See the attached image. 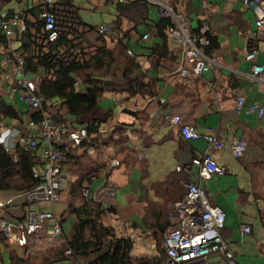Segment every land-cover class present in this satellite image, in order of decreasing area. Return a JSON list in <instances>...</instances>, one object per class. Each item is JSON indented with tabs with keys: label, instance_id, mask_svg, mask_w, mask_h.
<instances>
[{
	"label": "crops",
	"instance_id": "crops-1",
	"mask_svg": "<svg viewBox=\"0 0 264 264\" xmlns=\"http://www.w3.org/2000/svg\"><path fill=\"white\" fill-rule=\"evenodd\" d=\"M135 1L146 3V9L139 12L137 6L122 5ZM71 2L87 24L94 27L110 24L124 34L121 38L107 36L106 41H99V33L95 30L87 34L91 48L105 45L113 50V62L107 74L97 73L92 67L80 68L75 74L81 91L87 89L90 79L99 81L104 87L98 105L87 114L75 116L60 98L48 100L41 111L20 99L25 88L18 83L22 75L13 56L24 54L32 29L28 19L35 17L43 1L3 0V7L10 16L17 13L26 16L28 31L9 38L0 29V94L14 104L21 115L19 119L0 122V142L12 147L13 153L15 145H28L26 138L39 130V126L31 124L37 113L64 123L73 132L91 127L95 121L99 127L90 129L91 141L85 146L70 143L67 136L55 146L72 153L73 158L64 167L72 173L74 181L86 172L80 165L82 161L93 158L109 164L111 159H119L120 163L112 166L107 177L116 185V198L103 203L108 209L104 220L112 224L119 235L132 236L135 245L138 242L140 246L146 236L154 240L151 223L168 221L167 226L175 204L186 198L187 184L193 182L201 184L211 202L226 211L221 234L230 243L236 261L264 264V115L259 116L248 108L241 111L237 108L239 94L245 96L247 104L253 101L264 104V73L258 76L253 71L254 64L264 65V26L257 25L264 0L260 9H254L243 0ZM164 7L183 16L193 34L200 32L203 23L211 25L208 33L210 38L215 37L217 45L213 48L211 44L203 46L204 53L214 63L211 70L202 75L183 76L182 46L170 37L167 53L160 56L156 52L157 45L164 42L157 34V25L165 16ZM145 33H150L148 39L143 38ZM250 53H254L253 57ZM128 68H131L128 77L142 82L135 86L136 91L126 79ZM25 72L36 78L39 85V74ZM162 96L166 99L163 104L159 99ZM158 110L162 111L161 116L155 115ZM168 114H180L182 123L193 125L203 135L215 134L224 139L225 146L212 150V157L227 168V173L201 180L193 160L205 152L207 140L203 136L184 138L181 124H174ZM236 137H245L248 141V149L242 157H236L233 152L232 141ZM31 150L34 162L42 163L40 150ZM104 175L102 171L100 176L92 181L86 179L84 183L95 189ZM62 196L59 202L47 204L46 208L61 215L65 235L71 239L77 217L68 205H77L79 199L70 200L67 190ZM0 197L13 198L4 214L7 219L21 216L30 206L19 191H0ZM247 224L252 226L251 232L243 231ZM163 237L164 231L162 240ZM133 253L142 256L136 253L135 247ZM218 261L229 264L221 254H212L207 262L197 260L189 264Z\"/></svg>",
	"mask_w": 264,
	"mask_h": 264
},
{
	"label": "built area",
	"instance_id": "built-area-1",
	"mask_svg": "<svg viewBox=\"0 0 264 264\" xmlns=\"http://www.w3.org/2000/svg\"><path fill=\"white\" fill-rule=\"evenodd\" d=\"M42 1L44 9L40 11L39 18L44 22V30L48 39L55 40L58 37L57 17L52 7L57 0ZM243 1L254 9H260L262 2V0ZM162 13L174 19V24L168 28V36L182 46V58L185 63H181V74L183 76H188L190 73L202 75L211 70L214 63L203 51V46L211 43L208 34L211 25L203 23L200 32L193 34L184 17L176 14L172 8L164 7ZM257 25L264 26V10L257 19ZM0 29L9 38L15 34L25 33L28 29L26 16L21 13L10 16L8 10L3 7V0H0ZM95 31L99 34L105 33L120 38L124 36L122 31L106 23L95 27ZM149 37L150 33L143 35L145 39ZM253 55L254 53H250V57ZM13 60L22 75L18 79V83L25 88L20 93V99L29 103L32 108L41 111L45 98L37 93V79L31 77L24 70V54L15 53ZM253 71L255 75H262L264 65L254 64ZM159 99L162 104L166 102L163 96ZM237 108L239 111L248 108L259 116L264 115L263 103L253 101L247 104L246 98L242 94L237 95ZM154 113L158 116L162 115L161 110ZM169 118L174 124H181V133L184 138L197 139L203 136L207 140L208 146L205 152L193 160L201 180L211 179L215 174L224 175L227 173V168L212 157V150H219L225 146L224 139L215 134L203 135L199 133L193 125L182 123L183 119L180 114L169 115ZM31 124L39 126L37 132L26 138L27 146L33 150L36 149V151L39 149L38 154L42 157V163H38L36 160L33 166L34 176L38 183L32 188L20 192V195L25 198V203L30 205L26 213L8 219L1 217L0 228L10 243L28 245L37 250H48L49 247L67 240L68 237L65 235L61 215L54 210L47 209L46 205L57 203L61 199L62 193L73 181L72 173L65 169L62 162L65 159L64 153L62 149L55 146V143L67 136L70 143L85 146L91 141V134L89 126L83 127L79 132H73L64 123L43 114L40 120L32 119ZM232 146L235 156L242 157L248 149V141L245 137H236L233 138ZM119 163V159H111L104 171V179L97 188L93 189L90 185L83 187L82 195L86 200L106 204L107 199L116 198V185L107 177L112 166ZM181 168V166L177 167L178 170ZM187 187L186 198L175 204L170 215V222L164 230L162 247L168 255L165 264H189L197 260L207 262L208 257L212 254L223 255L229 264H239L230 243L221 234V229L226 223V211L211 202L208 192L202 188L201 184L190 182ZM12 200L13 198L3 199L0 197V215L2 212L5 214L7 206ZM243 231L251 232L252 226L244 225ZM71 251L68 248L65 252L70 253ZM214 264L226 263L218 261Z\"/></svg>",
	"mask_w": 264,
	"mask_h": 264
},
{
	"label": "trees",
	"instance_id": "trees-1",
	"mask_svg": "<svg viewBox=\"0 0 264 264\" xmlns=\"http://www.w3.org/2000/svg\"><path fill=\"white\" fill-rule=\"evenodd\" d=\"M122 5L137 6L139 12H142L144 5L146 7V3L140 1L129 5L122 3ZM38 6L37 16L32 17L33 19L27 18L32 29H30V40L25 45L24 70L41 76L37 93L45 98L44 105L48 100L60 98L71 114L75 116L87 114L98 105L104 87L99 81L90 79V85L85 91H81L77 87L75 74L84 67H92L97 73L107 74L113 62V50L106 48L105 45L96 49L90 47L87 34L93 32L95 27L83 21L71 0L56 2L52 7L57 17L58 37L55 40L48 39L44 22L39 18L44 3ZM173 24L172 17L163 16L157 25V34L164 40L161 45H157L158 50L156 48L160 56L168 51V28ZM107 36L112 35L99 34L98 40L106 41ZM210 40V47H215L217 45L215 37H211ZM130 70L131 68H128L126 71V79L129 80L130 88L136 91L142 82L128 77ZM8 118H21L20 111L0 94V122ZM41 118V114L34 115L36 120ZM98 127L99 125L93 121L90 129L97 130ZM13 149H15L14 153L12 147H6L0 142V191L22 192L38 183L33 171L35 155L32 150L22 144L15 145ZM62 151L65 156L62 161L64 165L73 156L65 149ZM80 165L86 170L85 174L73 180L67 189L70 200L79 199L77 205L71 204L69 207L77 217L73 237L49 247L48 250H37L28 245L10 243L0 229V240L8 250L10 264H58L61 261H68L70 264H165L168 255L160 246V242L168 221L157 220L150 225L158 244V252L152 256H135L133 253L135 239L130 235H119L115 227L104 220L108 209L103 207L102 202L88 201L82 195L86 179L92 181L100 176L108 164L92 158L82 161ZM262 216L264 217L263 212ZM68 248L72 250L70 253L65 252ZM0 264H6L2 256Z\"/></svg>",
	"mask_w": 264,
	"mask_h": 264
},
{
	"label": "rangeland",
	"instance_id": "rangeland-1",
	"mask_svg": "<svg viewBox=\"0 0 264 264\" xmlns=\"http://www.w3.org/2000/svg\"><path fill=\"white\" fill-rule=\"evenodd\" d=\"M118 168V167H117ZM117 168H115V169H117ZM62 196V195H61ZM211 196V195H210ZM62 200H64V198H63V196H62ZM59 202V201H58ZM70 202V201H69ZM69 202H68V204H69ZM212 203H214V202H212ZM70 206L68 205V208H69ZM71 211V210H70ZM1 217H4L5 218V215L4 214H2V215H0V218ZM0 222H1V219H0ZM64 224V223H63ZM144 242H143V244L141 245L142 246V248H141V246L138 244V242L136 243V245H135V250H136V253L138 254V255H150V256H152V255H155L157 252H158V244H157V241L154 239L153 240V238L152 237H148V236H146V237H144ZM160 246H161V242H160ZM231 246V245H230ZM232 248V247H231ZM135 253V254H136ZM3 257L4 259H5V262H6V264H10V260H9V253H8V250H7V248L5 247V245H4V243H3V241H1L0 240V257ZM54 264H56V263H54Z\"/></svg>",
	"mask_w": 264,
	"mask_h": 264
},
{
	"label": "water",
	"instance_id": "water-1",
	"mask_svg": "<svg viewBox=\"0 0 264 264\" xmlns=\"http://www.w3.org/2000/svg\"><path fill=\"white\" fill-rule=\"evenodd\" d=\"M58 264H70L68 261H61Z\"/></svg>",
	"mask_w": 264,
	"mask_h": 264
}]
</instances>
